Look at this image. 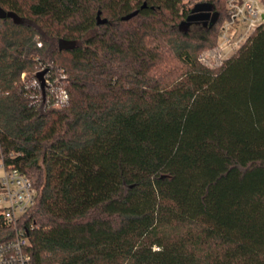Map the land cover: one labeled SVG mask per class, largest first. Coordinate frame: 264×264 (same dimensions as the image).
Wrapping results in <instances>:
<instances>
[{"label": "trees", "instance_id": "obj_1", "mask_svg": "<svg viewBox=\"0 0 264 264\" xmlns=\"http://www.w3.org/2000/svg\"><path fill=\"white\" fill-rule=\"evenodd\" d=\"M205 1L184 29L196 0H0V160L37 190L33 264H264V23L208 66L228 10Z\"/></svg>", "mask_w": 264, "mask_h": 264}, {"label": "built area", "instance_id": "obj_2", "mask_svg": "<svg viewBox=\"0 0 264 264\" xmlns=\"http://www.w3.org/2000/svg\"><path fill=\"white\" fill-rule=\"evenodd\" d=\"M227 9L228 18L222 26L215 52L220 58L216 56L217 61L211 65V61L204 57L205 54L200 56L201 61L208 66L223 63L264 23V0H227ZM240 24L243 26L242 31H238ZM41 70H46L43 94L58 106L67 103L69 93L63 85L67 75L62 69H55L47 64H43L39 71ZM37 74L33 84L42 88ZM38 96V93L32 95ZM0 165L3 167V175L0 177V209L8 224L14 227V237L0 242V264H33L32 241L27 234L28 229L20 226V219L35 204L37 190L24 172L5 164L3 160Z\"/></svg>", "mask_w": 264, "mask_h": 264}, {"label": "water", "instance_id": "obj_3", "mask_svg": "<svg viewBox=\"0 0 264 264\" xmlns=\"http://www.w3.org/2000/svg\"><path fill=\"white\" fill-rule=\"evenodd\" d=\"M214 6L210 3V2H197L194 5L193 11H202V10H213ZM137 12H131L127 15H125L123 17V19H130L131 17H133ZM8 15L7 11L0 5V17L4 18ZM216 16V14L214 13L213 18ZM98 18V23H105L106 22V18H102L101 17V12H98L97 15ZM182 28L187 29V25L185 23H182ZM46 70H41L38 72L37 77L41 80V87L44 90L45 88V79H44V74H45Z\"/></svg>", "mask_w": 264, "mask_h": 264}, {"label": "flooded vegetation", "instance_id": "obj_4", "mask_svg": "<svg viewBox=\"0 0 264 264\" xmlns=\"http://www.w3.org/2000/svg\"><path fill=\"white\" fill-rule=\"evenodd\" d=\"M197 2H207L205 0H199ZM196 2V3H197ZM195 3V4H196ZM194 4V5H195ZM194 8V7H193ZM214 16V11L213 10H202V11H191L187 18L184 20L183 23H185L187 25V29L192 26L193 24H202L204 23L205 25L207 24V22L212 19Z\"/></svg>", "mask_w": 264, "mask_h": 264}, {"label": "rangeland", "instance_id": "obj_5", "mask_svg": "<svg viewBox=\"0 0 264 264\" xmlns=\"http://www.w3.org/2000/svg\"><path fill=\"white\" fill-rule=\"evenodd\" d=\"M185 1H188V0H185ZM197 1H199V0H196V2ZM228 10V9H227ZM239 30L238 31H242L243 30V26L240 24L239 25ZM218 43H219V41H218ZM218 43H217V45L214 47V48H210V49H206L205 51H203L201 54H200V56L202 55V54H205V58L207 59V60H209V61H211L210 63H211V65L212 64H215V61H217V59H216V56H217V58L219 57V55L218 54H216L215 52H216V48H217V46H218ZM220 58V57H219ZM216 66V65H215ZM214 65L213 66H211V67H215ZM219 66V65H218ZM0 164H1V160H0ZM3 175V167L0 165V177Z\"/></svg>", "mask_w": 264, "mask_h": 264}]
</instances>
